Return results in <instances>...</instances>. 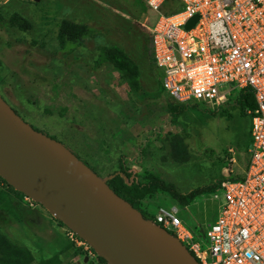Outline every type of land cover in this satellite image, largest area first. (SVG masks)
Listing matches in <instances>:
<instances>
[{"label": "rangeland", "instance_id": "rangeland-1", "mask_svg": "<svg viewBox=\"0 0 264 264\" xmlns=\"http://www.w3.org/2000/svg\"><path fill=\"white\" fill-rule=\"evenodd\" d=\"M13 13L27 19L31 29L22 32L10 25ZM157 16L145 0H0V96L103 181L121 158L138 180L152 172L180 193L242 175L249 159L251 116L241 113L235 97L218 107H187L170 120L167 103L173 100L163 89L162 69L150 59L147 28ZM62 19L85 23L94 33L78 48L61 47L57 31ZM103 45L122 48L136 62L139 91H132L110 63L97 66ZM228 149L235 152V163ZM218 192L199 195L182 208L169 193L158 191L141 207L155 214L160 206H176L194 240L208 251L205 230L217 216ZM23 197H15L0 181V229L31 252L30 264L50 258L83 264L66 225L40 203L27 207Z\"/></svg>", "mask_w": 264, "mask_h": 264}, {"label": "built area", "instance_id": "built-area-1", "mask_svg": "<svg viewBox=\"0 0 264 264\" xmlns=\"http://www.w3.org/2000/svg\"><path fill=\"white\" fill-rule=\"evenodd\" d=\"M145 1L158 15L148 29L168 97L218 106L248 89L256 103L254 110L246 109L251 116L246 169L237 179L223 181L215 194L218 213L205 230L208 251L194 240L176 206H160L149 222L172 230L200 264H264V0ZM193 16L196 20L187 28ZM228 153L235 163V152ZM23 196L26 206L35 208L37 202ZM65 230L83 257L99 263L88 242Z\"/></svg>", "mask_w": 264, "mask_h": 264}, {"label": "water", "instance_id": "water-1", "mask_svg": "<svg viewBox=\"0 0 264 264\" xmlns=\"http://www.w3.org/2000/svg\"><path fill=\"white\" fill-rule=\"evenodd\" d=\"M0 176L108 264H200L171 232L151 225L67 146L35 130L1 96Z\"/></svg>", "mask_w": 264, "mask_h": 264}, {"label": "trees", "instance_id": "trees-1", "mask_svg": "<svg viewBox=\"0 0 264 264\" xmlns=\"http://www.w3.org/2000/svg\"><path fill=\"white\" fill-rule=\"evenodd\" d=\"M8 22L10 25L16 27L18 30L22 32H27L32 27L31 23L18 13H13L8 18ZM148 25L150 26L151 22L148 23ZM148 30L149 29L147 28V32L150 37V32ZM93 33L94 31L90 28V26L85 23L71 21L68 19H62L58 23L57 39L61 47L64 48L67 47L73 49L82 46L84 40L86 38L91 37ZM149 41L151 46L150 38ZM33 43L36 44L35 41H33ZM98 52H99L98 59L96 60L97 66H99L98 64L104 62L110 63L112 68L121 75V77L124 79V81L127 83V85L132 91L137 92L140 90L141 88L139 82L140 70L136 62L129 56V54L125 50L114 45H110V46L103 45L100 47ZM150 59L154 63L152 46H151ZM230 97L236 98L234 104L239 107L242 114L246 113V109H250V110L255 109L256 103L253 94L248 89H241L238 93H235ZM199 103L203 104L202 102L199 101H189V102H176L174 100L170 101L169 103H167V111L170 116V120L175 121V119H177V117L180 115V113L183 110H185L187 107L190 106L196 107ZM32 127L35 130L45 133L44 131L38 129L37 127L34 126ZM50 137L52 138V136ZM177 139L178 137H175V140ZM176 143L179 144L178 141ZM90 169L96 172L93 168L90 167ZM108 177L109 178L106 181H104V183L107 184L114 191L116 195H118L123 200L127 201L132 207H134L138 212H140L147 221L153 218L154 213L145 211L141 207V203L145 198L149 197L150 195L158 191L167 192L176 200L177 205L183 208L189 203H191L195 199V197L202 194H207L209 192L217 191L221 186V183L225 180V179L217 180L212 184L196 187L187 192L180 193L175 189L174 184L161 179L159 176H157L155 173L152 172L145 175L144 181L138 180L135 170L127 166L124 163L123 158L119 160L118 168ZM229 179L235 180L237 178L235 177ZM0 181H2L6 185L8 190L11 191L15 197H20L24 195L23 193L13 188L11 185H9L5 181V179H3L1 176H0ZM190 252L193 254L192 251ZM32 259L33 256L26 247L19 246L11 242L9 237L0 229V264H30ZM83 262H84V257H83ZM99 263H106V261L99 256ZM99 263H94L87 259V261L84 262L83 264H99ZM38 264H59V263L56 261L55 258H50L47 260H42Z\"/></svg>", "mask_w": 264, "mask_h": 264}]
</instances>
